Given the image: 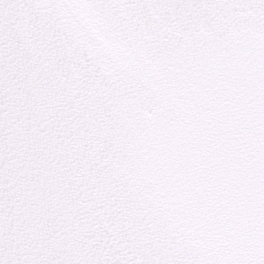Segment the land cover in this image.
<instances>
[{
    "label": "snow or ice",
    "instance_id": "6c2138e0",
    "mask_svg": "<svg viewBox=\"0 0 264 264\" xmlns=\"http://www.w3.org/2000/svg\"><path fill=\"white\" fill-rule=\"evenodd\" d=\"M0 264H264V0H0Z\"/></svg>",
    "mask_w": 264,
    "mask_h": 264
}]
</instances>
